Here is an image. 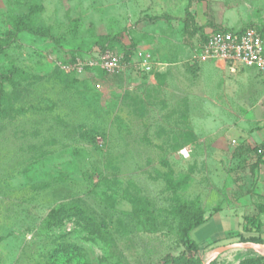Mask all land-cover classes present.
Wrapping results in <instances>:
<instances>
[{"label":"rangeland","instance_id":"374dc122","mask_svg":"<svg viewBox=\"0 0 264 264\" xmlns=\"http://www.w3.org/2000/svg\"><path fill=\"white\" fill-rule=\"evenodd\" d=\"M15 16L54 39L12 37ZM250 26L264 0H0V264L263 257L246 245L264 240V180L244 139L264 132L263 81L193 58L210 31ZM105 39L148 52L153 79L65 68ZM189 201L197 253L180 234Z\"/></svg>","mask_w":264,"mask_h":264},{"label":"built area","instance_id":"2783aa9c","mask_svg":"<svg viewBox=\"0 0 264 264\" xmlns=\"http://www.w3.org/2000/svg\"><path fill=\"white\" fill-rule=\"evenodd\" d=\"M193 58L197 62L221 60L231 74L243 67L253 68L264 84V30L253 26L243 30H212L204 40L199 41ZM65 68L76 74L86 70H99L105 74L129 71L149 74L154 66L150 54L141 49L132 50L126 57L119 48L100 49L93 46L84 53L75 54L72 60L67 61ZM255 147L256 154H264V139Z\"/></svg>","mask_w":264,"mask_h":264},{"label":"trees","instance_id":"16d2710c","mask_svg":"<svg viewBox=\"0 0 264 264\" xmlns=\"http://www.w3.org/2000/svg\"><path fill=\"white\" fill-rule=\"evenodd\" d=\"M12 21H13L12 23H13V27H14L12 37H15L19 33L25 32V33L32 35V36L54 39V37L51 34H49L46 30L34 26L33 23L30 21L24 20L23 16H15ZM244 28H246V27H244ZM244 28H239L238 30H243ZM216 29H224V28H216ZM261 29L264 30L263 27ZM205 37L202 40H204ZM113 42H114L113 40L105 39L101 42H96V44H97V47H99L100 49H103L105 47L118 48V47L111 45ZM90 49H91V47L87 48V49L74 50L71 53L67 54V57L63 60L64 61H70L74 58L75 54H81V53H84ZM3 50H4V45H3V43H1L0 44V54L3 52ZM120 50L127 57L128 55L131 54V51L134 49L124 50V49L120 48ZM97 71H99V70H97ZM99 72H101V71H99ZM252 150L255 152L256 147L254 146L252 148ZM261 155H258V156H261ZM259 209L263 211L264 207L262 206V208H261V206H260ZM181 213H183V215L185 216V219H186L184 225H182V227L180 229V234L183 238V243L188 250L193 251L194 253H197L199 251L200 247L197 243H195L190 238L189 234H190L191 230H193L195 227H197L198 225H200L201 223L204 222L202 211H201V209H199V207L197 205V201H189V202H186L182 205ZM55 216L56 215L54 213H52L49 215L48 219L52 220V219H54ZM248 240L250 242H254V243H264V240L257 237V236H250L248 238ZM72 250H74L73 245L61 244L56 248L55 251H57V252H70ZM179 259L180 258H177L175 260L177 261ZM239 264H264V256L263 257H257V258H247V259L241 260V262Z\"/></svg>","mask_w":264,"mask_h":264},{"label":"crops","instance_id":"0c3cea01","mask_svg":"<svg viewBox=\"0 0 264 264\" xmlns=\"http://www.w3.org/2000/svg\"><path fill=\"white\" fill-rule=\"evenodd\" d=\"M205 63H219V69L220 71L224 74V75H227V74H230L229 71L227 70L225 64L223 61L221 60H208V61H202V62H199V64H205ZM243 69H247V68H240L238 69L235 73H238L239 71L243 70ZM156 70L153 69V71L149 74H145V73H142V74H145L147 76V78H149V80H152L153 79V76H154V73H155ZM214 71L211 70V73H213ZM233 73V74H235ZM259 75V74H258ZM261 128H264V127H261ZM259 128V129H261ZM261 131V134L260 135H255V133L250 132V133H247L245 136H244V139L245 141L249 144V146L251 148H253L254 146H257L259 144L262 143L263 139H264V132L262 133V130ZM256 154V153H255ZM258 166H257V171L259 172L260 174V180L263 179L264 180V154H262L261 156H258Z\"/></svg>","mask_w":264,"mask_h":264},{"label":"water","instance_id":"95a60500","mask_svg":"<svg viewBox=\"0 0 264 264\" xmlns=\"http://www.w3.org/2000/svg\"><path fill=\"white\" fill-rule=\"evenodd\" d=\"M237 245H240V244H231V245H228V246H225V247H221L219 249H217L215 252L211 253L210 257L207 258V260H205L204 264H209V261L215 257V255L217 254V252L221 251V250H224L226 248H229V247H234V246H237ZM247 246L249 247H264V244H255V243H249V244H246Z\"/></svg>","mask_w":264,"mask_h":264},{"label":"bare ground","instance_id":"6f19581e","mask_svg":"<svg viewBox=\"0 0 264 264\" xmlns=\"http://www.w3.org/2000/svg\"><path fill=\"white\" fill-rule=\"evenodd\" d=\"M255 248H257V247H255ZM257 249H258V248H257ZM259 249H262V250H260V252L264 253V247H259ZM210 255H211V253L209 254V256L207 255V258H209Z\"/></svg>","mask_w":264,"mask_h":264}]
</instances>
